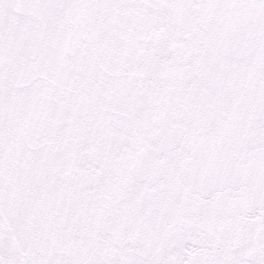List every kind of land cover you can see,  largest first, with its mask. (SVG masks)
<instances>
[{
    "label": "snow or ice",
    "instance_id": "snow-or-ice-1",
    "mask_svg": "<svg viewBox=\"0 0 264 264\" xmlns=\"http://www.w3.org/2000/svg\"><path fill=\"white\" fill-rule=\"evenodd\" d=\"M0 264H264V0H0Z\"/></svg>",
    "mask_w": 264,
    "mask_h": 264
}]
</instances>
